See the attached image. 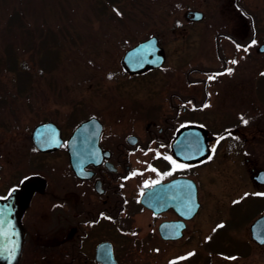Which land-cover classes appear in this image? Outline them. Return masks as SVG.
I'll list each match as a JSON object with an SVG mask.
<instances>
[{
  "label": "rangeland",
  "instance_id": "374dc122",
  "mask_svg": "<svg viewBox=\"0 0 264 264\" xmlns=\"http://www.w3.org/2000/svg\"><path fill=\"white\" fill-rule=\"evenodd\" d=\"M238 3L241 7L236 0H0V196L31 174L47 177L51 185L70 179L57 163L63 154H39L32 132L43 122H53L68 138L84 120L86 97L106 104L116 94L114 84L128 88L121 62L138 42L153 35L160 38L168 64L179 62L186 78L189 72L199 77L191 71L195 68L223 67L216 56L219 33L254 30L264 43V0ZM242 9L253 16L252 22L241 18ZM189 11H200L204 18L189 21ZM224 45L230 51L228 43ZM250 60L247 72L236 79L264 74V53ZM217 80L212 113L216 155L194 172L200 178L201 208L189 224L190 237L181 246L154 239L137 254L139 264H264V246L250 231L261 214L252 195L264 187L253 186L240 150L230 153L221 135L226 119L240 112L243 98L236 93L237 81L230 91L226 75ZM258 86L264 93V75ZM94 109L92 104L87 112ZM39 200L43 215L50 212L49 201ZM151 221L150 214L142 212L131 225L143 235ZM233 249L238 253L232 255Z\"/></svg>",
  "mask_w": 264,
  "mask_h": 264
},
{
  "label": "flooded vegetation",
  "instance_id": "af4514ba",
  "mask_svg": "<svg viewBox=\"0 0 264 264\" xmlns=\"http://www.w3.org/2000/svg\"><path fill=\"white\" fill-rule=\"evenodd\" d=\"M236 4L239 5L238 0ZM240 11L241 18L253 21V16L245 9ZM260 42L254 30L245 34L242 31L236 34L219 33L215 36L216 56L223 67L195 68L191 71L199 77H190L192 73L189 72L186 78L183 68L177 67L179 62L168 64V52L158 38L159 45L165 51V62L161 67L140 74H130L124 70L129 82L125 80L123 84L128 88L114 84L116 94L109 103H92L86 97L83 121L94 119V131L99 129L100 134L97 149L91 156L84 149V179L72 171L66 143L68 138L63 136L60 128L64 140L61 147L49 153L37 152L63 154L57 163L68 172L71 180L60 183L58 178L56 181L59 183L51 185L47 177L31 174L9 185L3 195L6 197L30 177L40 176L45 180L44 192L36 191L32 195L22 215L23 241L17 264H105L98 259V248L103 243L110 244L116 264H139L137 254H140L143 246L151 245L154 239L164 245L181 246L185 243L190 237L189 224L200 209L190 219L182 215L184 180L193 182L201 208L200 178L194 172L216 155L218 137L212 113L218 92L217 77L221 75L229 78L230 91L238 82L240 88L236 93L243 98L240 112L226 119L227 125L221 130V135L226 136L230 153L240 150L249 179L256 189H262L264 93L258 82L264 74L250 80L235 78L247 72L250 59L254 60L257 52L264 53L261 50L264 43ZM225 43L230 46L228 52L224 50ZM233 60L235 64L231 63ZM228 69H232L231 73ZM92 104H95L94 111L87 112ZM116 113L121 114L120 118L113 116ZM241 117L247 121L246 124ZM186 127H195L198 131L201 128L206 132V159L190 162L182 158L185 138L179 135ZM175 143L178 155L174 149ZM172 160L182 167L173 165ZM179 180H183V184L175 185L172 191L169 188L171 200L163 211L156 213L143 204L142 199L150 189ZM253 194L256 200L253 205L257 204L256 208L261 210V214L255 218L257 220L264 213V191ZM37 199L49 201L50 212L43 215L37 205L40 200ZM142 212H148L152 219L148 223V231L143 235L139 228L131 225V220ZM163 223L182 226L180 236L169 239L162 237L159 227ZM194 232L192 229L191 235ZM106 246L102 249L105 252Z\"/></svg>",
  "mask_w": 264,
  "mask_h": 264
},
{
  "label": "water",
  "instance_id": "95a60500",
  "mask_svg": "<svg viewBox=\"0 0 264 264\" xmlns=\"http://www.w3.org/2000/svg\"><path fill=\"white\" fill-rule=\"evenodd\" d=\"M187 18L191 21H201L204 14L200 11H189ZM261 50H264V46ZM164 62L165 51L158 45V38L155 36L129 49L122 59L124 69L130 74L145 73L161 67ZM94 121L91 119L80 123L67 140L71 168L74 174L81 179H84V149L88 151L90 156L97 149V138L100 130L94 131L96 127ZM194 128L186 127L179 135L185 138L182 158L190 162H199L208 157L206 132L201 128L199 131ZM32 141L36 149L41 152L56 151L64 143L61 130L52 122L37 125L32 132ZM174 149L177 153V143H175ZM205 151L206 154H204ZM177 184L182 185L183 180L155 186L145 194L142 199L143 204L156 213L163 211L171 200L169 188L172 191ZM184 186V212L182 215L186 219H190L198 212L200 203L193 182L185 179ZM44 189L45 180L40 176H33L26 179L19 188L13 190L7 197L0 198V264L18 263L23 241L22 215L29 205L32 195L36 191L43 193ZM181 230L182 226L173 223H163L159 227L161 236L166 239L179 237ZM251 234L259 244H264V214L251 226ZM105 246L107 252L102 250ZM98 259L105 264H116L110 244L103 243L99 246Z\"/></svg>",
  "mask_w": 264,
  "mask_h": 264
},
{
  "label": "snow or ice",
  "instance_id": "6c2138e0",
  "mask_svg": "<svg viewBox=\"0 0 264 264\" xmlns=\"http://www.w3.org/2000/svg\"><path fill=\"white\" fill-rule=\"evenodd\" d=\"M253 43H255L254 41H253ZM247 49H245V51H246ZM231 63H233V64H235L236 63V61L235 60H233V61H231ZM229 73H231V71H232V69H228L227 70ZM211 78H213V77H210V79ZM208 105H205V107H207ZM241 119L243 120V117H241ZM243 122L246 124L247 123V121L246 120H243ZM159 155V154H158ZM165 159H168V160H171V158L170 157H164ZM209 158H211V157H209ZM171 163L173 164V165H175L176 167H182V165H177L176 164V162L174 161V160H172L171 161ZM153 171H155V169H152Z\"/></svg>",
  "mask_w": 264,
  "mask_h": 264
},
{
  "label": "trees",
  "instance_id": "16d2710c",
  "mask_svg": "<svg viewBox=\"0 0 264 264\" xmlns=\"http://www.w3.org/2000/svg\"><path fill=\"white\" fill-rule=\"evenodd\" d=\"M231 248V247H230ZM218 252H221V253H225V254H229V252L226 250V249H218L217 250ZM238 253L236 250L233 249V253L232 255Z\"/></svg>",
  "mask_w": 264,
  "mask_h": 264
}]
</instances>
